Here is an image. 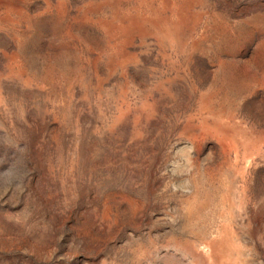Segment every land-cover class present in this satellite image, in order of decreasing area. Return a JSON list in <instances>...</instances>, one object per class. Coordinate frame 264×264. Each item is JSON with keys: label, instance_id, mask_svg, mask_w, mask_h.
<instances>
[{"label": "rangeland", "instance_id": "rangeland-1", "mask_svg": "<svg viewBox=\"0 0 264 264\" xmlns=\"http://www.w3.org/2000/svg\"><path fill=\"white\" fill-rule=\"evenodd\" d=\"M0 264H264V0H0Z\"/></svg>", "mask_w": 264, "mask_h": 264}]
</instances>
